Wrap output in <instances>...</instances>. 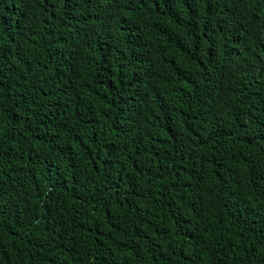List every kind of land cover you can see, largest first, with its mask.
<instances>
[{
  "label": "trees",
  "instance_id": "16d2710c",
  "mask_svg": "<svg viewBox=\"0 0 264 264\" xmlns=\"http://www.w3.org/2000/svg\"><path fill=\"white\" fill-rule=\"evenodd\" d=\"M0 264H264V0H0Z\"/></svg>",
  "mask_w": 264,
  "mask_h": 264
}]
</instances>
